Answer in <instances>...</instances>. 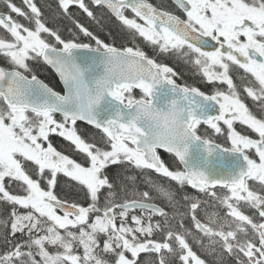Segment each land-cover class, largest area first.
Returning a JSON list of instances; mask_svg holds the SVG:
<instances>
[{
  "label": "snow or ice",
  "instance_id": "1",
  "mask_svg": "<svg viewBox=\"0 0 264 264\" xmlns=\"http://www.w3.org/2000/svg\"><path fill=\"white\" fill-rule=\"evenodd\" d=\"M0 5V264H264V0Z\"/></svg>",
  "mask_w": 264,
  "mask_h": 264
},
{
  "label": "trees",
  "instance_id": "2",
  "mask_svg": "<svg viewBox=\"0 0 264 264\" xmlns=\"http://www.w3.org/2000/svg\"><path fill=\"white\" fill-rule=\"evenodd\" d=\"M15 2L18 5L20 4V0H15ZM36 2L42 7V9L45 11L46 15H50L51 13L48 9L44 8L45 4H52L53 7H55V0H36ZM0 11H5V9L3 8V5H0ZM77 15L80 16V19L82 20V22H84L86 25H88L90 27V29L93 30L105 42L114 43L115 46H117V47L123 46L125 44H130L126 34L119 30L117 24L114 21H107L105 23L104 29L101 30V29L97 28L95 25L89 23V21L87 20L86 17L80 15L79 13H77ZM49 26L52 27L54 25L50 23ZM59 26L62 29L61 35L66 39L70 38V33L67 31V28L71 27L70 22L67 20L60 21ZM109 32L111 33V35H109ZM80 39L87 42V39L82 37V36L80 37ZM29 63L32 64L33 71L38 76V78L43 80L50 87H52L54 90L62 91V87H61L58 79L56 78L54 73L46 65H44L43 63H41L39 65H35L32 62H29ZM0 65H2L1 60H0ZM54 140H55L56 146H58V147L61 146V144L63 143L60 140V138H54ZM186 190L190 192L189 189H186Z\"/></svg>",
  "mask_w": 264,
  "mask_h": 264
},
{
  "label": "flooded vegetation",
  "instance_id": "3",
  "mask_svg": "<svg viewBox=\"0 0 264 264\" xmlns=\"http://www.w3.org/2000/svg\"><path fill=\"white\" fill-rule=\"evenodd\" d=\"M152 2L156 3L157 0H152ZM140 46L146 52H148L149 55H152L151 50L146 45L141 43ZM160 59H161V62L169 64L170 66H172L174 68V70H176L180 74L179 77L176 78L178 84L194 85V86L200 87L201 90H207L206 85L201 82L200 78L198 76L192 75V71L188 66L184 65L183 63H179L173 59H166V58H160ZM0 60H1L2 65L7 67V64L2 59H0ZM237 128L239 129L240 126L237 125ZM216 142L222 144L223 146H227L226 141L224 140L223 137L217 138ZM165 155H166V159L169 162H171L172 157L168 156L167 154H165ZM189 190H190V192H194V190H192L190 188H189Z\"/></svg>",
  "mask_w": 264,
  "mask_h": 264
},
{
  "label": "water",
  "instance_id": "4",
  "mask_svg": "<svg viewBox=\"0 0 264 264\" xmlns=\"http://www.w3.org/2000/svg\"><path fill=\"white\" fill-rule=\"evenodd\" d=\"M47 66V65H46ZM48 67V66H47ZM49 68V67H48ZM54 74H55V76L57 77V79H58V81H59V77L56 75V73L51 69V68H49ZM40 79V78H39ZM59 83H60V81H59ZM60 85H61V87L63 88V85L60 83ZM162 151V150H161Z\"/></svg>",
  "mask_w": 264,
  "mask_h": 264
}]
</instances>
